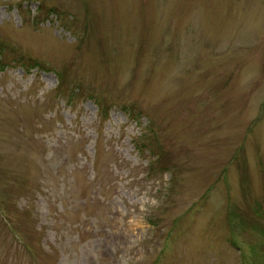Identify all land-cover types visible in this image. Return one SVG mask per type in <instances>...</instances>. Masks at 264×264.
Masks as SVG:
<instances>
[{
    "label": "rangeland",
    "instance_id": "1",
    "mask_svg": "<svg viewBox=\"0 0 264 264\" xmlns=\"http://www.w3.org/2000/svg\"><path fill=\"white\" fill-rule=\"evenodd\" d=\"M0 264H264V0H0Z\"/></svg>",
    "mask_w": 264,
    "mask_h": 264
}]
</instances>
